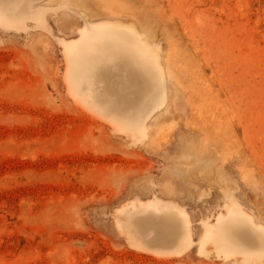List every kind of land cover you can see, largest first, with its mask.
<instances>
[{"label":"rangeland","instance_id":"1","mask_svg":"<svg viewBox=\"0 0 264 264\" xmlns=\"http://www.w3.org/2000/svg\"><path fill=\"white\" fill-rule=\"evenodd\" d=\"M230 214L240 244L201 253ZM259 241L264 0H0V264H264Z\"/></svg>","mask_w":264,"mask_h":264},{"label":"bare ground","instance_id":"2","mask_svg":"<svg viewBox=\"0 0 264 264\" xmlns=\"http://www.w3.org/2000/svg\"><path fill=\"white\" fill-rule=\"evenodd\" d=\"M103 26L106 29H109L108 27L110 25L103 24ZM108 37L110 38L108 47L114 49L115 51H125V44H128L129 40L121 36H115L113 34L109 35ZM164 208L166 207L164 206ZM239 219L240 217H238L236 214H230L228 219L220 221L219 226H217V231H208L200 240L199 251L201 253L205 251V244L207 243V240L211 238L215 244L218 243V248L221 252L225 254L231 253V249L234 246H238V244H240L237 242V240L242 235L241 226L244 224V222ZM158 234L163 241H174L176 245V251H180L181 248L186 247V241L190 236V229L185 213L178 208L174 210V212H164L158 219ZM259 244V246H261L259 247V251H264V244H262V241H259Z\"/></svg>","mask_w":264,"mask_h":264}]
</instances>
